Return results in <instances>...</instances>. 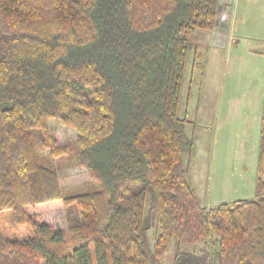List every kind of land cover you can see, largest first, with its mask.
Here are the masks:
<instances>
[{
    "label": "trees",
    "instance_id": "obj_1",
    "mask_svg": "<svg viewBox=\"0 0 264 264\" xmlns=\"http://www.w3.org/2000/svg\"><path fill=\"white\" fill-rule=\"evenodd\" d=\"M219 7L0 0V264H151L147 198L153 258L175 240L171 264H264V116L254 198L202 205L182 159L194 147L184 134L189 120L177 115L189 43L224 21ZM50 120L74 131L78 164L98 189L64 193L41 162L35 132L50 156L71 148L57 143ZM55 200L65 228L29 211ZM6 225L32 235L9 238Z\"/></svg>",
    "mask_w": 264,
    "mask_h": 264
},
{
    "label": "rangeland",
    "instance_id": "obj_2",
    "mask_svg": "<svg viewBox=\"0 0 264 264\" xmlns=\"http://www.w3.org/2000/svg\"><path fill=\"white\" fill-rule=\"evenodd\" d=\"M219 1L218 17L225 22L230 0ZM223 22L218 20L216 29ZM247 26L251 27L252 24H247ZM214 29L210 33L199 31L190 39L177 111L179 118L189 120L184 127L185 136L194 139L192 152L189 154L183 152L182 159L189 167V178L197 198L202 205L207 207L220 203L230 204L237 199L254 198L257 175L256 156L264 116V59L261 56L264 54V42L247 36L246 39L233 41L225 49H209L206 44L211 42L208 36ZM240 31L250 33V35H264V24L262 29L241 28ZM250 49L254 54L249 52ZM229 51H231L230 57H228ZM214 53L216 55L212 57ZM196 54L201 55L195 58ZM228 58H230L229 62ZM206 64L208 66L205 68ZM229 65L231 66L230 71L225 73ZM251 87L250 96L256 89L252 97L255 102L249 104L248 96L245 97L244 93ZM234 95H239L240 100L239 103L234 102L232 110H229L230 99ZM228 114H234L232 118L237 121H241L243 114H249L252 119L244 163H240L234 157V155L238 156V151H235L233 144L228 141L231 128L229 121L222 119ZM217 118L223 121L221 130L216 129L215 119ZM254 123H256V129H254ZM49 128L51 133L57 136V143H69L70 150L63 155L50 156L48 149L39 144L36 132L33 136L35 148L41 162L56 170L63 192L78 193L98 189L94 178L78 164L73 147L74 131L57 120H50ZM198 171L203 174L201 184L197 183L196 179ZM224 178L226 184L223 188L221 180ZM29 211L39 213L54 226L66 227L64 208L60 200L31 206ZM145 223L148 229L144 235V246L150 263L171 264L176 245L175 240L171 242L161 258L152 257L151 249L155 234L154 215L150 210L148 198L145 203ZM2 231L9 238L25 239L32 235L30 229L25 226L6 225ZM192 247L183 246L182 249L192 250Z\"/></svg>",
    "mask_w": 264,
    "mask_h": 264
},
{
    "label": "crops",
    "instance_id": "obj_3",
    "mask_svg": "<svg viewBox=\"0 0 264 264\" xmlns=\"http://www.w3.org/2000/svg\"><path fill=\"white\" fill-rule=\"evenodd\" d=\"M229 11L227 14V20L221 24L217 29L215 27L214 31L208 36L209 41L206 44L207 48L213 49H225L228 45H231L233 41L246 39L247 36L252 38H256V40H262L264 42V35H250V33H246L244 31H240L241 28H263L264 24V0H230L229 1ZM247 24H252L251 27L247 26ZM209 49L207 50L209 52ZM250 53L254 54L251 49ZM231 51H229L228 57L231 55ZM216 53L213 54L214 57ZM264 59V54L261 55ZM207 59V56H206ZM230 58H228L229 62ZM208 66L207 64L205 65ZM239 66V64L237 65ZM231 66H227L226 72L230 71ZM264 87V84H263ZM252 87L248 89L244 96H248L249 104L255 102L252 97L254 96L256 89H254L252 95ZM264 93V88H263ZM240 96L234 95L230 101L229 110H232V106L234 102L239 103ZM245 100V101H247ZM251 106V105H250ZM234 114H228V116H224L222 119H226L229 121V125L231 128V133L228 136L229 143L233 144V148L235 151H238L237 158L240 163H244L246 158V143L248 141L249 131L252 127V119L249 114H243L241 117V121H237L235 118H232ZM216 121V129L221 130L223 128V121L220 118L215 119ZM254 129H256V123H254ZM260 133V132H259ZM256 164H257V156H256ZM234 165V164H233ZM201 177L203 178V174L199 171L196 174L197 183H200ZM203 180V179H202ZM223 188L226 184V179L221 180ZM201 184V183H200ZM202 187V185H200ZM255 188V185H254Z\"/></svg>",
    "mask_w": 264,
    "mask_h": 264
}]
</instances>
